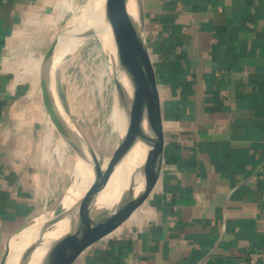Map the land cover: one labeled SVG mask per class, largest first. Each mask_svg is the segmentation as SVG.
<instances>
[{
    "label": "crops",
    "instance_id": "0c3cea01",
    "mask_svg": "<svg viewBox=\"0 0 264 264\" xmlns=\"http://www.w3.org/2000/svg\"><path fill=\"white\" fill-rule=\"evenodd\" d=\"M47 1L0 0V259L55 190L58 170L37 145L50 121L39 87L48 47L22 63L8 55ZM140 1L160 167L67 264H264V0Z\"/></svg>",
    "mask_w": 264,
    "mask_h": 264
},
{
    "label": "water",
    "instance_id": "95a60500",
    "mask_svg": "<svg viewBox=\"0 0 264 264\" xmlns=\"http://www.w3.org/2000/svg\"><path fill=\"white\" fill-rule=\"evenodd\" d=\"M129 1H131L130 11L127 8ZM103 16H112L116 21L125 65L131 80V94L125 108L124 132L113 155L117 156L116 163H120L134 144L143 142L148 146V151L151 153L150 164L142 173V187L138 192L132 189V178L136 173V167L131 170L127 179L124 175L125 171L121 170L111 199L102 200L96 207V200L106 187V185L102 186L101 165L82 133L70 122V125L65 123L60 117L51 94V59L58 43L59 32L62 31L60 30L43 56L39 77L41 100L56 131L69 143L75 153L87 160L91 179L85 192L71 207L54 216H49L35 228L28 243L17 251L14 264H58L62 260H66L65 264H67L79 244L108 225L116 224L123 219L124 214L147 191L159 170L163 135L153 66L149 60L142 33L141 1L106 0ZM87 18L89 20L90 15ZM114 82L122 96L118 82L115 79ZM28 221L7 239L0 264H8L13 252V241L29 225ZM59 221H62L68 229L59 237L44 241L43 236L55 230Z\"/></svg>",
    "mask_w": 264,
    "mask_h": 264
},
{
    "label": "rangeland",
    "instance_id": "374dc122",
    "mask_svg": "<svg viewBox=\"0 0 264 264\" xmlns=\"http://www.w3.org/2000/svg\"><path fill=\"white\" fill-rule=\"evenodd\" d=\"M94 1H47L49 4L47 3L45 10L33 18L31 26L18 29L14 34V40L12 39L8 51L9 58L22 63L28 53H31L32 57H38L55 35L72 24L76 17H83L85 9L92 7ZM88 29L89 31L76 42L74 48L72 46L64 52L59 64L54 67V91L70 124L74 125L87 139L102 168L107 159L114 154L122 136L113 127L111 114L117 106H119L117 107L118 112L122 114L126 105L124 106V99L120 96L114 82L115 79L119 84V80L117 76L114 77L111 74L110 65L112 64L108 52L96 35L91 32L92 30ZM115 104L117 106H114ZM51 124L49 121V130L53 131L54 137L59 136ZM45 136L38 139L37 145L40 154L42 152L43 160L47 161L43 154ZM68 144L66 142L67 153L63 154L61 159L53 152L54 150L50 152L53 145L48 149L51 154L48 161L52 163V173L54 169L58 170L56 177L54 174L51 176L52 181H55L52 182L55 184V190L52 189L51 200L42 205L33 218L54 216L66 209L72 201L77 200V197L82 196L81 191L86 183L81 176H76L72 169L74 151ZM113 157L115 159L117 156L113 155ZM54 177L56 179H53ZM33 218L27 224L33 222Z\"/></svg>",
    "mask_w": 264,
    "mask_h": 264
},
{
    "label": "bare ground",
    "instance_id": "6f19581e",
    "mask_svg": "<svg viewBox=\"0 0 264 264\" xmlns=\"http://www.w3.org/2000/svg\"><path fill=\"white\" fill-rule=\"evenodd\" d=\"M106 3V0H95L92 7L85 9L83 17L75 18L73 23L67 26V28L62 29V31L59 32V38L57 46L54 50V53L52 55L51 59V67H50V89L51 94L54 100V105L60 115V117L63 119L65 123L69 124V120L65 112L63 111V108L58 100V97L54 91V67H56L62 55L64 52L69 48H74V45L76 42L81 39V37L85 36L90 28L96 37L100 40V42L103 45V48L106 49L108 52L111 64V74L112 76L118 78L119 80V86H120V92L122 94V98L124 99V106L128 102L131 94V80L125 65V60L122 52V46L120 37L118 35V27L116 24V21L114 17L112 16H103V7ZM127 8L131 9V1L128 2ZM90 15V19L88 20V16ZM86 16V17H85ZM86 20V21H85ZM50 25V24H49ZM74 26V27H73ZM74 29H73V28ZM70 28V29H69ZM55 30V29H54ZM69 31V32H68ZM75 31V32H73ZM68 32L66 35L65 33ZM71 32H73L71 34ZM55 33V32H54ZM56 36V35H55ZM73 51V50H72ZM74 52V51H73ZM71 53V52H70ZM62 67V66H61ZM57 69V68H56ZM62 69V68H60ZM104 70V68H102ZM62 71V70H61ZM102 71V70H101ZM61 73V72H60ZM114 93V92H113ZM117 94V93H116ZM114 95V94H113ZM116 96V95H114ZM116 98H114L115 100ZM116 102V101H115ZM114 106H117L116 104ZM121 106V104H120ZM119 107V106H117ZM117 107H114V111L111 114L112 115V125L114 128H116L120 134H123L124 127H125V107L123 108L122 114H120L117 110ZM123 107V106H122ZM121 107V108H122ZM122 111V110H120ZM69 115V114H68ZM51 127L54 128L51 124ZM50 126L48 128V132L46 134L44 142V149L43 154L45 159L49 158L51 154L49 153L48 149L51 145H53V152L58 154V156L63 157V154L65 155L67 153L66 151V142L65 139L59 134L56 137L53 136ZM42 142V143H43ZM69 145V144H68ZM42 147V146H41ZM69 147V146H68ZM41 149V148H40ZM42 150V149H41ZM71 151V150H69ZM148 146L143 142H138L134 144L132 149L128 152V154L125 156V158L122 159L120 163H116L117 157H113L111 155L107 161L102 165L101 171H102V186L106 185L105 189L101 194H99L97 200H96V207H98L102 200L104 199H111V196L115 193L114 191V185L117 183V179L119 178L121 170H124V175H126V179L131 172L133 168L136 167V173L134 174V177L132 178V189L135 191L139 183H136V181L142 176L143 171L146 169L148 163L150 162V156L151 153L148 151ZM73 170L76 176H81L86 183V186H84L83 190L81 191L83 194L87 187L89 186L91 175L90 167L87 163V160L81 156L78 153H73ZM42 155V152H41ZM57 156V157H58ZM58 157V158H59ZM43 158V157H42ZM150 164V163H149ZM128 168V169H127ZM127 169V171H126ZM79 182V181H78ZM81 182V180H80ZM46 183V182H44ZM45 185V184H44ZM48 187V186H47ZM78 188V187H77ZM44 188H42L43 190ZM46 189V188H45ZM73 189V188H72ZM75 190V189H74ZM45 193V192H44ZM46 194V193H45ZM73 198V196H71ZM81 196L77 197L78 200ZM77 200L72 201L66 209L71 207ZM49 216H36L33 218V222H31L29 225H27L17 236L16 240L13 241V252L11 254V257L8 261V264H14L15 258L17 257V251L22 249L30 240L33 231L35 228L42 223L43 221H46ZM68 228L64 226L62 221H59L57 223V227L52 232H49L48 234L43 236L44 241L49 240L50 238H56L59 237L64 231H66ZM36 254V253H35ZM66 260H62L58 264H65Z\"/></svg>",
    "mask_w": 264,
    "mask_h": 264
},
{
    "label": "built area",
    "instance_id": "2783aa9c",
    "mask_svg": "<svg viewBox=\"0 0 264 264\" xmlns=\"http://www.w3.org/2000/svg\"><path fill=\"white\" fill-rule=\"evenodd\" d=\"M17 33V31H15V33L14 34H16ZM14 34H13V36H12V38H11V40H10V43H9V45H11V41H12V39H13V37H14ZM14 40V39H13Z\"/></svg>",
    "mask_w": 264,
    "mask_h": 264
}]
</instances>
